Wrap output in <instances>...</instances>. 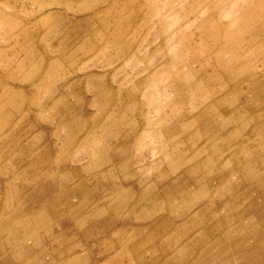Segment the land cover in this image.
Wrapping results in <instances>:
<instances>
[{"label": "rangeland", "instance_id": "rangeland-1", "mask_svg": "<svg viewBox=\"0 0 264 264\" xmlns=\"http://www.w3.org/2000/svg\"><path fill=\"white\" fill-rule=\"evenodd\" d=\"M0 264H264V0H0Z\"/></svg>", "mask_w": 264, "mask_h": 264}]
</instances>
